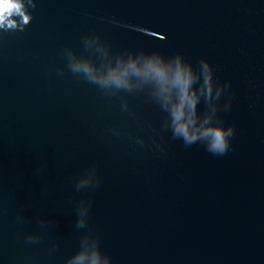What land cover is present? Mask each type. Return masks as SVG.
Wrapping results in <instances>:
<instances>
[{
    "label": "water",
    "instance_id": "water-1",
    "mask_svg": "<svg viewBox=\"0 0 264 264\" xmlns=\"http://www.w3.org/2000/svg\"><path fill=\"white\" fill-rule=\"evenodd\" d=\"M27 7L23 31H0V264H67L94 237L111 264H264V0ZM140 52L206 60L228 85L225 154L174 138L149 85L71 69Z\"/></svg>",
    "mask_w": 264,
    "mask_h": 264
},
{
    "label": "clouds",
    "instance_id": "clouds-1",
    "mask_svg": "<svg viewBox=\"0 0 264 264\" xmlns=\"http://www.w3.org/2000/svg\"><path fill=\"white\" fill-rule=\"evenodd\" d=\"M31 3L32 0H0V31H23L31 19L27 7ZM71 69L105 88L131 90L149 85L150 95L165 112V124L174 138L185 146L200 141L205 150L214 155H223L229 150L234 129L231 125L225 127L216 115L220 107L216 101L227 91L228 85L221 87L214 81L206 60L199 61L198 68H194L179 53L165 58L157 52H140L117 57L116 63L103 71L86 60L72 63ZM202 97L207 107L201 114L197 112V105ZM228 107L225 101L223 108ZM82 224L83 220L78 221V225ZM24 239L34 242L39 237L28 233ZM67 264H111V258L100 250L97 237L90 241L85 238Z\"/></svg>",
    "mask_w": 264,
    "mask_h": 264
}]
</instances>
